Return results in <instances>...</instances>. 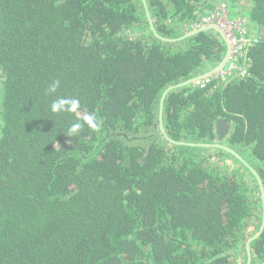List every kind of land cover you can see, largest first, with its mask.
<instances>
[{
	"label": "trees",
	"instance_id": "trees-1",
	"mask_svg": "<svg viewBox=\"0 0 264 264\" xmlns=\"http://www.w3.org/2000/svg\"><path fill=\"white\" fill-rule=\"evenodd\" d=\"M219 1L147 0L168 38ZM249 2V74L170 91L163 119L175 140L232 146L264 181V0ZM226 51L213 29L158 38L143 0H0V264H246L263 220L258 180L230 152L171 143L160 128L165 90ZM59 97L81 108L53 113ZM88 113L99 130L68 137ZM251 247L263 261L264 230Z\"/></svg>",
	"mask_w": 264,
	"mask_h": 264
},
{
	"label": "built area",
	"instance_id": "built-area-1",
	"mask_svg": "<svg viewBox=\"0 0 264 264\" xmlns=\"http://www.w3.org/2000/svg\"><path fill=\"white\" fill-rule=\"evenodd\" d=\"M235 10L236 8L233 9L226 0H221L215 4V7L208 9L202 17L188 25L187 32L206 26L218 27L224 32L229 45L228 60L222 69L216 75L195 82L196 85L205 86L211 78L238 79L249 74L248 68L244 63L240 65L239 60L251 46L259 42V37L256 35L257 26L246 15L234 14Z\"/></svg>",
	"mask_w": 264,
	"mask_h": 264
},
{
	"label": "water",
	"instance_id": "water-1",
	"mask_svg": "<svg viewBox=\"0 0 264 264\" xmlns=\"http://www.w3.org/2000/svg\"><path fill=\"white\" fill-rule=\"evenodd\" d=\"M143 3L145 4L146 7V11H147V18L149 20L150 23V28L153 31V33L160 39L165 40V41H179L182 40L184 38H187L189 36L195 35L201 31L204 30H211V28H213L214 30L218 31L220 33V35L223 37V39L225 40V42L227 43V51L223 57V59L212 69H210L207 72H204L202 74H199L197 76H194L190 79H187L181 83L175 84V85H171L169 86L165 92L163 93V96L161 98V103H160V128L162 133L164 134V136L171 142L174 144H182V145H191V146H207V147H218V148H222L228 152H230L231 154H233L236 158H238L244 165H246L251 172L254 174V176L256 177V179L258 180L259 186H260V190H261V194H262V202H263V220H262V224L260 227V230L258 232H256L254 235L250 236L247 243H246V251H247V261L246 264H253V254H252V247H251V243L256 240L257 238L260 237V235L262 234L263 230H264V181L261 177V175L259 174L258 170L252 165L250 164V162H248L246 160V158H244L235 148H233L230 145L221 143V142H215V143H207V142H185V141H178L175 140L173 138L170 137V135L168 134L165 125H164V102H165V98L167 96V94L174 90L177 89L179 87H183L189 84H194L195 82L199 81V80H203L207 77L216 75L220 69H222V67L225 65V63L228 60V56H229V45L226 39V36L224 34V32L218 28V27H211V26H206V27H202L199 28L197 30H192L189 32H186L184 35H182L181 37H177V38H168L166 36L161 35L157 28L156 25L154 23V19L150 13L149 7H148V2L147 0H143ZM230 128V124L228 123V121L226 120H221L218 123V131H219V139L222 140L224 138V135L226 132H228ZM258 264H264V260L259 262Z\"/></svg>",
	"mask_w": 264,
	"mask_h": 264
},
{
	"label": "clouds",
	"instance_id": "clouds-1",
	"mask_svg": "<svg viewBox=\"0 0 264 264\" xmlns=\"http://www.w3.org/2000/svg\"><path fill=\"white\" fill-rule=\"evenodd\" d=\"M59 85H60V81L54 80L47 87L46 93L47 94L55 93ZM80 108H81V103L79 99L74 97H59L53 100L51 104V111L53 113H77ZM84 124H87V126L93 130H99L101 120L93 113H88L83 116V123L78 121L71 124V126L68 128L66 132V135L72 138L76 137L81 131ZM69 143H71V140L69 141Z\"/></svg>",
	"mask_w": 264,
	"mask_h": 264
},
{
	"label": "crops",
	"instance_id": "crops-1",
	"mask_svg": "<svg viewBox=\"0 0 264 264\" xmlns=\"http://www.w3.org/2000/svg\"><path fill=\"white\" fill-rule=\"evenodd\" d=\"M234 7L236 8L234 14L240 15L251 7V3L249 2V0H238L237 2H235Z\"/></svg>",
	"mask_w": 264,
	"mask_h": 264
},
{
	"label": "rangeland",
	"instance_id": "rangeland-1",
	"mask_svg": "<svg viewBox=\"0 0 264 264\" xmlns=\"http://www.w3.org/2000/svg\"><path fill=\"white\" fill-rule=\"evenodd\" d=\"M256 31L258 32V27L256 28ZM130 35H133V36H139V35H134V34H130ZM227 162H228V164L229 165H235V162L234 161H232V160H227Z\"/></svg>",
	"mask_w": 264,
	"mask_h": 264
},
{
	"label": "bare ground",
	"instance_id": "bare-ground-1",
	"mask_svg": "<svg viewBox=\"0 0 264 264\" xmlns=\"http://www.w3.org/2000/svg\"><path fill=\"white\" fill-rule=\"evenodd\" d=\"M204 14H205V13H204ZM204 14H201L200 17H202ZM200 17H198V19H199ZM187 27H188V26H187ZM186 30H187V29H186ZM194 84H195V83H194Z\"/></svg>",
	"mask_w": 264,
	"mask_h": 264
},
{
	"label": "flooded vegetation",
	"instance_id": "flooded-vegetation-1",
	"mask_svg": "<svg viewBox=\"0 0 264 264\" xmlns=\"http://www.w3.org/2000/svg\"><path fill=\"white\" fill-rule=\"evenodd\" d=\"M221 1V0H220ZM227 1V0H226Z\"/></svg>",
	"mask_w": 264,
	"mask_h": 264
}]
</instances>
